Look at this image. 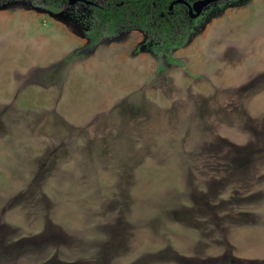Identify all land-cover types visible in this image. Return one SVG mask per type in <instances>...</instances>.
I'll return each instance as SVG.
<instances>
[{
    "label": "rangeland",
    "instance_id": "obj_1",
    "mask_svg": "<svg viewBox=\"0 0 264 264\" xmlns=\"http://www.w3.org/2000/svg\"><path fill=\"white\" fill-rule=\"evenodd\" d=\"M94 24L0 0V264H264V0Z\"/></svg>",
    "mask_w": 264,
    "mask_h": 264
},
{
    "label": "trees",
    "instance_id": "obj_2",
    "mask_svg": "<svg viewBox=\"0 0 264 264\" xmlns=\"http://www.w3.org/2000/svg\"><path fill=\"white\" fill-rule=\"evenodd\" d=\"M95 1V0H94ZM173 0H106L103 3L95 1L93 9L94 26L87 32L91 45L96 44L106 36L118 35L124 26L139 27L146 32L156 33L157 37L176 46L185 39L187 23L178 5L170 11ZM65 0H34L43 8L58 11L62 9ZM156 23H154V20ZM126 28V27H125ZM153 31V32H152Z\"/></svg>",
    "mask_w": 264,
    "mask_h": 264
},
{
    "label": "water",
    "instance_id": "obj_3",
    "mask_svg": "<svg viewBox=\"0 0 264 264\" xmlns=\"http://www.w3.org/2000/svg\"><path fill=\"white\" fill-rule=\"evenodd\" d=\"M220 1H224V0H198L196 1L192 7H190V17L192 19H197L199 18L204 10L206 8H208L209 6L220 2ZM78 2H84L86 4H94V2L92 1H88V0H68V3L70 5H76ZM179 3H186L185 0H175L172 2V4L170 5V9L172 10L175 6V4H179Z\"/></svg>",
    "mask_w": 264,
    "mask_h": 264
},
{
    "label": "flooded vegetation",
    "instance_id": "obj_4",
    "mask_svg": "<svg viewBox=\"0 0 264 264\" xmlns=\"http://www.w3.org/2000/svg\"><path fill=\"white\" fill-rule=\"evenodd\" d=\"M65 1H67V3H68V0H65ZM88 1H92V2H94V4H86V3H84V2H78L77 4H79V3H84V4H86V5H88V6H94V5H96V3H95V1L94 0H88ZM173 1H175V0H173ZM172 1V2H173ZM186 1V3H179V4H175V6H174V8L176 7V6H178V5H180L181 6V9H180V11L182 12V14H183V16L185 17V18H187L186 20H183L182 18H180V21L182 22V24H184V22L185 23H187V29L188 30H191V28H193V23H195V21L198 19H192L191 17H190V7H192L193 6V4L196 2V1H198V0H185ZM224 1H226V0H224ZM172 2H171V4H172ZM221 2H223V1H220V2H217V3H215V4H218V3H221ZM215 4H213V5H215ZM174 8L171 10L170 9V11H173L174 10ZM207 9V8H206ZM201 17V16H200ZM152 20H154V18H152ZM154 23H156V21L154 20ZM193 25V26H192ZM153 32V31H152ZM147 34L149 35V37H152L151 38V40L153 41V42H155V43H158V42H156V40L155 39H157V41H160L161 42V39L160 38H158L157 37V35H156V33H149V32H147ZM159 42V43H160ZM98 43V42H97ZM96 43V44H97ZM95 45V44H94ZM93 46V45H92Z\"/></svg>",
    "mask_w": 264,
    "mask_h": 264
}]
</instances>
